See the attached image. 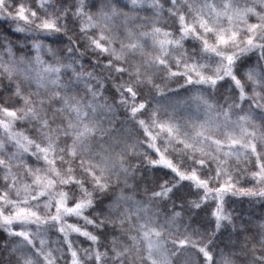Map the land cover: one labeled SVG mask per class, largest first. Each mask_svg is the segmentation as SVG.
<instances>
[{
    "label": "clouds",
    "instance_id": "1",
    "mask_svg": "<svg viewBox=\"0 0 264 264\" xmlns=\"http://www.w3.org/2000/svg\"><path fill=\"white\" fill-rule=\"evenodd\" d=\"M0 264H264V0H0Z\"/></svg>",
    "mask_w": 264,
    "mask_h": 264
}]
</instances>
